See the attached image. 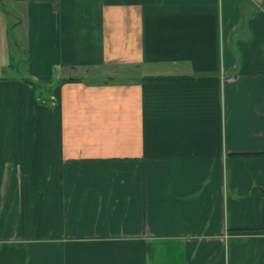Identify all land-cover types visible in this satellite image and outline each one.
Wrapping results in <instances>:
<instances>
[{
    "label": "crops",
    "instance_id": "obj_1",
    "mask_svg": "<svg viewBox=\"0 0 264 264\" xmlns=\"http://www.w3.org/2000/svg\"><path fill=\"white\" fill-rule=\"evenodd\" d=\"M14 27L79 75L0 78V264H264V0H0V70Z\"/></svg>",
    "mask_w": 264,
    "mask_h": 264
},
{
    "label": "rangeland",
    "instance_id": "obj_2",
    "mask_svg": "<svg viewBox=\"0 0 264 264\" xmlns=\"http://www.w3.org/2000/svg\"><path fill=\"white\" fill-rule=\"evenodd\" d=\"M20 31L19 29L14 27V33L11 40V49H12V60H2L1 64L5 63H12L15 68L13 69H7L5 68L4 70H0V78H7V79H15L20 82L24 83H30L32 87L35 89V94H36V99L39 102H42L43 98H46L50 92L46 88L47 84H51L53 86L56 85V82H58L61 78L63 77H68L73 75H77V73H71L69 69L66 71H52V77L50 78H43L39 77L38 75H32L30 74L29 70H27V66L24 62V56L22 52V47L23 45H20L19 43L16 44L17 40L19 41V35ZM16 40V41H15ZM79 75V74H78ZM77 75V76H78ZM83 75H80V77ZM95 79V77L93 78Z\"/></svg>",
    "mask_w": 264,
    "mask_h": 264
},
{
    "label": "trees",
    "instance_id": "obj_3",
    "mask_svg": "<svg viewBox=\"0 0 264 264\" xmlns=\"http://www.w3.org/2000/svg\"><path fill=\"white\" fill-rule=\"evenodd\" d=\"M187 78H189V77H173V79H180V80H184V79H187ZM167 79H171V78H169V77H163V76H151V77H144V80H147V81H156V82H158V81H164V80H167ZM78 80H80L79 78H77V77H72V78H68V79H66V80H63V81H61V83L60 84H62L63 82H75V81H78Z\"/></svg>",
    "mask_w": 264,
    "mask_h": 264
}]
</instances>
